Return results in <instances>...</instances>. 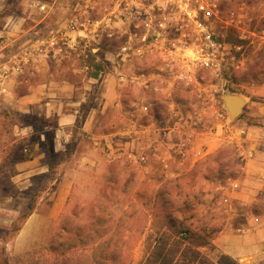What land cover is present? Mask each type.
Instances as JSON below:
<instances>
[{"label": "rangeland", "instance_id": "rangeland-1", "mask_svg": "<svg viewBox=\"0 0 264 264\" xmlns=\"http://www.w3.org/2000/svg\"><path fill=\"white\" fill-rule=\"evenodd\" d=\"M250 1L238 0L232 7L239 11L241 4L247 3L241 11L240 27L232 30L241 41L232 46L237 47L233 53L237 55L238 68L223 71L222 82L206 72L202 86H175L171 96L145 94L134 87L120 89L121 109L112 111L108 128L116 132L129 126L131 136L136 138L137 131L132 127L137 124L142 126L138 135L141 139L162 146L164 159H159L153 175L142 173L132 157H119L117 153L116 160L84 170L60 216L49 219L46 244L20 255L14 254L11 246L19 228L38 207L44 189L52 184L50 178L56 179L76 160L53 153V170L45 176H32L21 191L19 182L11 180L10 165L22 161L31 146L39 144L40 136L21 130L17 117L14 126L0 119V157L4 160L0 166V264H61L51 248L55 235H60L66 246L79 248L77 264H96L98 260H106L107 264L113 260V264H143L154 244L156 228L162 227L167 216L182 221L210 241L207 246L196 247L192 238L185 239L177 264H218L224 253L213 242L220 232L216 222L223 198L217 189L220 182L237 175L242 158L237 131L241 117L230 118L223 94L230 91L240 95L247 101V110L249 96H255L264 81V0ZM230 30H222L224 40ZM104 57L100 62L105 61V66L113 61L111 54ZM96 89L94 86L91 92ZM142 97H152L154 101L147 115L139 111ZM195 116L203 118L204 125H192L198 121ZM22 131L28 133L23 135ZM163 160L168 168L163 166ZM62 161L66 163L63 167L58 165ZM48 209L49 203H44L40 215ZM78 227H83L85 233L76 237Z\"/></svg>", "mask_w": 264, "mask_h": 264}, {"label": "crops", "instance_id": "crops-1", "mask_svg": "<svg viewBox=\"0 0 264 264\" xmlns=\"http://www.w3.org/2000/svg\"><path fill=\"white\" fill-rule=\"evenodd\" d=\"M49 2L0 0V73L10 69L27 50L48 42L54 31L61 32L60 40L63 36L71 40L70 47L54 49L49 59L24 64L22 71L13 73L5 83L7 91L0 93V117L3 110L19 111L53 119L56 124L50 146L45 134L35 133L33 127L20 128L40 136L39 144L31 146L32 159L24 157L10 165L11 180L19 182L21 191L32 176L41 177L51 172L53 153L64 154L66 160H76L73 167L59 173L51 186L44 189L38 207L18 231L11 243L14 254L18 255L46 244L49 219L56 220L60 216L84 170H94L103 166L104 161L116 160V153L119 157H132L135 163L136 155L141 152L140 143H146L137 133L133 138L129 126L116 132L108 128L112 111L121 109L119 91L123 88L117 71L109 63L102 77L89 75L87 55L96 56L101 63L100 57L105 60L107 54L104 46L96 53L91 52L92 47L84 52L81 48L73 50L71 46L78 40V34H62L70 16V0H58L56 8L41 10ZM101 64L104 67L105 61ZM94 86L97 89L91 92ZM248 103L247 110L239 116L237 128L241 139L240 169L232 177L240 187L236 191L217 189L222 197L229 198L230 205L225 210L221 200L220 219L216 222L220 232L213 242L218 250L241 264H264V81L255 96H249ZM86 104H89L87 109ZM132 129L141 128L133 126ZM26 133L22 131L23 135ZM3 163L0 157V166ZM58 165L63 167L66 163L62 161ZM159 165L160 162H152L140 171L152 174ZM43 200L49 203V209L40 215ZM255 217L260 221L256 222Z\"/></svg>", "mask_w": 264, "mask_h": 264}, {"label": "built area", "instance_id": "built-area-1", "mask_svg": "<svg viewBox=\"0 0 264 264\" xmlns=\"http://www.w3.org/2000/svg\"><path fill=\"white\" fill-rule=\"evenodd\" d=\"M58 0H50L41 10L56 8ZM234 0H70V16L64 33L78 34L73 50L87 47L92 53L104 46L113 55L112 66L122 88H137L143 93L171 96L175 86H202L204 74L209 72L222 82L223 71L238 68L237 55L224 41L222 30L237 31L242 3L233 7ZM52 32L48 42L27 50L18 62L0 73V93H5V83L13 73H20L24 64L49 59L54 49L70 47L68 37ZM264 38V37H263ZM98 49V50H96ZM110 61V60H109ZM103 68H107L104 66ZM104 74L100 72L99 78ZM232 80L230 79L229 82ZM152 97H142L140 113L152 111ZM179 113L176 114L178 117ZM184 117L182 116V119ZM187 118L191 119L190 116ZM192 125L201 127L203 118L195 116ZM186 122H189L186 119ZM142 126H139L141 128ZM134 128H138L134 124ZM142 130H137L141 134ZM141 152L135 164L141 169L152 162L164 159L165 151L159 143H140ZM185 156V153H181ZM161 160V159H160ZM165 168L169 164L162 161ZM183 164V163H182ZM240 187L232 177L220 182L219 188L236 191ZM225 210L230 205L228 197L222 198ZM254 220L259 222V217Z\"/></svg>", "mask_w": 264, "mask_h": 264}, {"label": "trees", "instance_id": "trees-1", "mask_svg": "<svg viewBox=\"0 0 264 264\" xmlns=\"http://www.w3.org/2000/svg\"><path fill=\"white\" fill-rule=\"evenodd\" d=\"M245 1V0H244ZM247 1V0H246ZM251 2L250 0H248ZM238 3V0H234L233 6ZM236 32L230 30L226 33L225 42L228 44L234 45L235 42H241L236 38ZM236 38V39H234ZM235 40V41H233ZM87 63L90 65L91 71L89 75L98 78L100 72L104 70L101 63L97 61L96 56L92 54L87 55ZM15 117H17L21 122L18 125L19 127H33L35 133L45 134L47 137V143L50 146V141L54 134L56 124L53 119H46L43 117H35L28 114H23L19 111H7L3 110L1 119H6L11 123V125H15ZM32 148L27 152L28 154L25 155V159L30 160L32 159ZM50 170H53V166H50ZM54 176L50 178L51 181H54ZM32 212L29 213V215ZM28 215V216H29ZM27 216V217H28ZM86 226V225H85ZM87 230L90 229L89 226H86ZM20 229V228H19ZM83 227L76 228L77 233L76 237L80 236L81 234L85 233L82 230ZM66 231V227L63 228ZM94 231V229H90ZM87 237V236H86ZM113 237V236H111ZM192 238L195 246H207L210 244L209 240L204 239L203 237L197 235L192 229L184 224L182 221H178L175 218H171L169 216L165 217L164 223L161 228H156V235L154 238V244L152 245L150 252L143 262V264H177L182 257V246L185 239ZM60 235H55L52 243L51 248L53 252L60 257L61 264H77V257L80 252L79 248L76 249L73 245H65L62 241H60ZM113 258V257H112ZM113 260V259H111ZM106 261V260H105ZM103 260H98L96 264H107ZM115 261H112V264ZM59 263V262H58ZM218 264H241L237 260L233 259L232 257L222 254Z\"/></svg>", "mask_w": 264, "mask_h": 264}, {"label": "water", "instance_id": "water-1", "mask_svg": "<svg viewBox=\"0 0 264 264\" xmlns=\"http://www.w3.org/2000/svg\"><path fill=\"white\" fill-rule=\"evenodd\" d=\"M224 106L228 110L230 118H238L244 110L247 103L246 99L242 98L240 95L233 94L230 91H226L223 94Z\"/></svg>", "mask_w": 264, "mask_h": 264}]
</instances>
